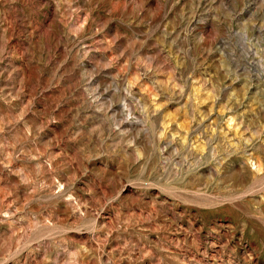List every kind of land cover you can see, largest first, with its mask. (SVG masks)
I'll return each instance as SVG.
<instances>
[{"label": "rangeland", "instance_id": "rangeland-1", "mask_svg": "<svg viewBox=\"0 0 264 264\" xmlns=\"http://www.w3.org/2000/svg\"><path fill=\"white\" fill-rule=\"evenodd\" d=\"M0 264H264V0H0Z\"/></svg>", "mask_w": 264, "mask_h": 264}]
</instances>
